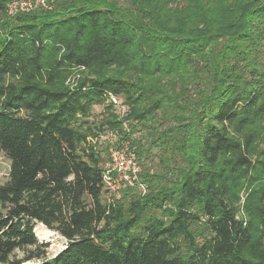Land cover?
Segmentation results:
<instances>
[{"label": "trees", "instance_id": "obj_1", "mask_svg": "<svg viewBox=\"0 0 264 264\" xmlns=\"http://www.w3.org/2000/svg\"><path fill=\"white\" fill-rule=\"evenodd\" d=\"M9 1L0 264H264V0ZM106 131L141 164L111 202ZM156 148L161 169L143 170ZM39 223L67 239L54 257Z\"/></svg>", "mask_w": 264, "mask_h": 264}, {"label": "built area", "instance_id": "obj_2", "mask_svg": "<svg viewBox=\"0 0 264 264\" xmlns=\"http://www.w3.org/2000/svg\"><path fill=\"white\" fill-rule=\"evenodd\" d=\"M54 5V0H10L8 3L10 13H15L18 10H32L38 7L51 9ZM113 104L117 108L122 109V116L125 110H128L125 104L121 103V98L111 95ZM112 139H116V143L109 148L108 160L105 163L104 181L108 189L107 200L113 201L114 193L126 186L133 185L139 180L141 172V164L135 151L130 147L127 141H119V137L112 133ZM139 188L142 191L146 190L143 182H138Z\"/></svg>", "mask_w": 264, "mask_h": 264}, {"label": "rangeland", "instance_id": "obj_3", "mask_svg": "<svg viewBox=\"0 0 264 264\" xmlns=\"http://www.w3.org/2000/svg\"><path fill=\"white\" fill-rule=\"evenodd\" d=\"M264 57V52H263ZM121 103H124L123 98L121 97ZM126 108L128 109V106L125 104ZM115 112L122 116V109L115 107ZM105 107L104 105H96L94 106L91 114V120H99L102 118L104 114ZM128 114V110H125L124 115L126 116ZM123 115V116H124ZM127 123V122H126ZM144 127H139L138 131L136 132V136H140L144 132H147L143 129ZM112 131H106L105 133H102L99 135L98 138H95L94 140L97 141V144L100 145V148L106 147L107 144L112 142V144L116 143V139H112ZM160 149L156 148L153 150V154L149 156V158L146 159V161H143L142 168L143 170L147 169H153L156 171H159L161 169V165L159 163V156H160ZM10 167H11V160L10 158L5 154H0V185L5 183L9 179V173H10ZM35 232L39 238L40 242H48V257H54L56 256L60 251H62L67 244V239L62 236L57 231H54L52 229H49L45 225L39 223L35 227ZM18 256H23L22 251H17ZM43 261L41 260H33L28 261L26 264H41Z\"/></svg>", "mask_w": 264, "mask_h": 264}]
</instances>
